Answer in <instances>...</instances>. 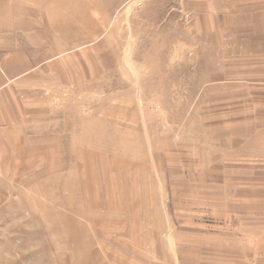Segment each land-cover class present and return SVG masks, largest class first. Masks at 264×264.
I'll use <instances>...</instances> for the list:
<instances>
[{
	"label": "rangeland",
	"instance_id": "obj_1",
	"mask_svg": "<svg viewBox=\"0 0 264 264\" xmlns=\"http://www.w3.org/2000/svg\"><path fill=\"white\" fill-rule=\"evenodd\" d=\"M246 20L0 0V264H264V36Z\"/></svg>",
	"mask_w": 264,
	"mask_h": 264
},
{
	"label": "crops",
	"instance_id": "obj_2",
	"mask_svg": "<svg viewBox=\"0 0 264 264\" xmlns=\"http://www.w3.org/2000/svg\"><path fill=\"white\" fill-rule=\"evenodd\" d=\"M241 0H201V9L203 12V15L207 14V16H210L211 18L217 17L218 19L220 16H226L227 18H237V23L240 24V20L242 18H247L245 21V26H253L251 29L248 28L247 31L252 30V34L258 35L260 38L261 35L264 36V3L263 1H254V4H244L240 6L241 4H234L235 2H239ZM224 11V14H222V11ZM233 21H230L229 23H232ZM250 33V35H252ZM247 35V36H250ZM257 39L256 36H251L250 39ZM264 38V37H263ZM256 52L260 53L263 52L262 48L257 49ZM10 81V78H9ZM11 82V81H10ZM2 82L0 80V86ZM4 84V83H3ZM6 85V84H5ZM16 84L13 83V89H16Z\"/></svg>",
	"mask_w": 264,
	"mask_h": 264
}]
</instances>
